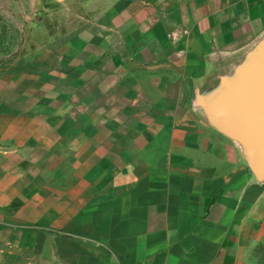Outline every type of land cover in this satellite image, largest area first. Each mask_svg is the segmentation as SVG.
I'll list each match as a JSON object with an SVG mask.
<instances>
[{
	"label": "crops",
	"instance_id": "obj_1",
	"mask_svg": "<svg viewBox=\"0 0 264 264\" xmlns=\"http://www.w3.org/2000/svg\"><path fill=\"white\" fill-rule=\"evenodd\" d=\"M263 35L264 0H115L0 78V264H257L264 184L191 102Z\"/></svg>",
	"mask_w": 264,
	"mask_h": 264
},
{
	"label": "water",
	"instance_id": "obj_2",
	"mask_svg": "<svg viewBox=\"0 0 264 264\" xmlns=\"http://www.w3.org/2000/svg\"><path fill=\"white\" fill-rule=\"evenodd\" d=\"M191 104L264 184V35L197 86Z\"/></svg>",
	"mask_w": 264,
	"mask_h": 264
},
{
	"label": "rangeland",
	"instance_id": "obj_3",
	"mask_svg": "<svg viewBox=\"0 0 264 264\" xmlns=\"http://www.w3.org/2000/svg\"><path fill=\"white\" fill-rule=\"evenodd\" d=\"M115 0H0V78L45 71L62 47ZM264 264V243L253 252Z\"/></svg>",
	"mask_w": 264,
	"mask_h": 264
},
{
	"label": "trees",
	"instance_id": "obj_4",
	"mask_svg": "<svg viewBox=\"0 0 264 264\" xmlns=\"http://www.w3.org/2000/svg\"><path fill=\"white\" fill-rule=\"evenodd\" d=\"M259 247V246H258Z\"/></svg>",
	"mask_w": 264,
	"mask_h": 264
}]
</instances>
